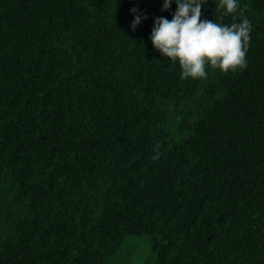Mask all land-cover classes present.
Here are the masks:
<instances>
[{
  "label": "trees",
  "instance_id": "1",
  "mask_svg": "<svg viewBox=\"0 0 264 264\" xmlns=\"http://www.w3.org/2000/svg\"><path fill=\"white\" fill-rule=\"evenodd\" d=\"M162 8L0 0V264H112L144 236L155 264H264V0H208L250 21L247 68L195 80L152 45Z\"/></svg>",
  "mask_w": 264,
  "mask_h": 264
},
{
  "label": "clouds",
  "instance_id": "2",
  "mask_svg": "<svg viewBox=\"0 0 264 264\" xmlns=\"http://www.w3.org/2000/svg\"><path fill=\"white\" fill-rule=\"evenodd\" d=\"M208 0H162L163 11H169L175 3L176 11L172 19L158 17L154 22L150 40L153 47L181 68L180 78L202 79L208 73L206 66L221 72L244 70L247 68L246 50L250 40L251 23L244 18L230 26L216 20L201 19L202 8ZM219 7L227 14L238 11L239 0H219ZM138 9H132L133 14ZM146 18V17H145ZM142 22L135 15L132 29Z\"/></svg>",
  "mask_w": 264,
  "mask_h": 264
},
{
  "label": "rangeland",
  "instance_id": "3",
  "mask_svg": "<svg viewBox=\"0 0 264 264\" xmlns=\"http://www.w3.org/2000/svg\"><path fill=\"white\" fill-rule=\"evenodd\" d=\"M156 254L153 244L148 236L129 238L123 249L113 259L112 264H155Z\"/></svg>",
  "mask_w": 264,
  "mask_h": 264
}]
</instances>
